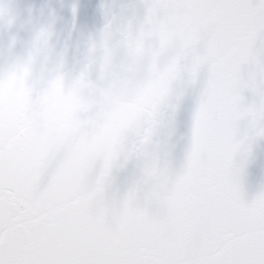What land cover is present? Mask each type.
<instances>
[{
    "label": "snow or ice",
    "instance_id": "snow-or-ice-1",
    "mask_svg": "<svg viewBox=\"0 0 264 264\" xmlns=\"http://www.w3.org/2000/svg\"><path fill=\"white\" fill-rule=\"evenodd\" d=\"M80 73L129 100L154 93L147 111L133 115L115 162L139 163L141 218L111 256L38 254L29 251L28 209L0 193V264H264V192L245 200L236 164L264 138V0H140L130 15L113 14ZM202 77L176 174L159 136ZM152 168L167 170L166 189L147 180Z\"/></svg>",
    "mask_w": 264,
    "mask_h": 264
},
{
    "label": "water",
    "instance_id": "water-1",
    "mask_svg": "<svg viewBox=\"0 0 264 264\" xmlns=\"http://www.w3.org/2000/svg\"><path fill=\"white\" fill-rule=\"evenodd\" d=\"M139 7L140 0H0V193L28 209L30 252L71 248L108 257L141 218L139 163L115 162L133 115L147 111L154 93L129 100L80 73L113 14ZM42 29L49 40L38 39ZM202 82L187 88L159 136L176 174L186 163ZM236 164L250 202L264 192V138L252 140ZM147 180L164 190L167 170L152 168Z\"/></svg>",
    "mask_w": 264,
    "mask_h": 264
}]
</instances>
